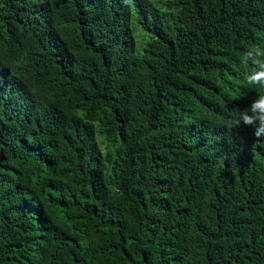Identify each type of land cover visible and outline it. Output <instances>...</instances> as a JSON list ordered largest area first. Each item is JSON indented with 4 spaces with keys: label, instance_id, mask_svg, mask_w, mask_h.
<instances>
[{
    "label": "trees",
    "instance_id": "1",
    "mask_svg": "<svg viewBox=\"0 0 264 264\" xmlns=\"http://www.w3.org/2000/svg\"><path fill=\"white\" fill-rule=\"evenodd\" d=\"M251 48L264 0H0V264H264Z\"/></svg>",
    "mask_w": 264,
    "mask_h": 264
},
{
    "label": "clouds",
    "instance_id": "2",
    "mask_svg": "<svg viewBox=\"0 0 264 264\" xmlns=\"http://www.w3.org/2000/svg\"><path fill=\"white\" fill-rule=\"evenodd\" d=\"M242 63L248 65L243 75L244 82L256 89V96L249 106L238 111V115L228 121L227 127L254 126V135L264 137V49L251 48L242 56Z\"/></svg>",
    "mask_w": 264,
    "mask_h": 264
},
{
    "label": "rangeland",
    "instance_id": "3",
    "mask_svg": "<svg viewBox=\"0 0 264 264\" xmlns=\"http://www.w3.org/2000/svg\"><path fill=\"white\" fill-rule=\"evenodd\" d=\"M135 33H136V35H138L139 34V36H144V33H143V31L141 30V29H136V31H135ZM139 36H135L136 38H140Z\"/></svg>",
    "mask_w": 264,
    "mask_h": 264
}]
</instances>
